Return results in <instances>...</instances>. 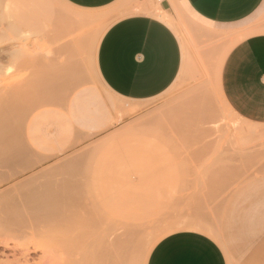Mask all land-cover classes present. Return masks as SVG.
<instances>
[{"label": "rangeland", "instance_id": "1", "mask_svg": "<svg viewBox=\"0 0 264 264\" xmlns=\"http://www.w3.org/2000/svg\"><path fill=\"white\" fill-rule=\"evenodd\" d=\"M3 1L0 129L11 135L0 140V222L9 217V231L26 229L15 243L38 244L33 260L75 264L79 246L97 232L129 226L139 234L132 264H146L158 241L196 223L219 232L228 264H264V128L230 111L218 84L219 63L240 35L190 29L186 16L201 21L182 0H171L189 68L159 96L132 102L107 90L95 58L105 30L136 0L112 4L120 10H110L118 16L107 27L102 10L66 0H42L53 11L46 9L52 16L44 20L31 7L27 13L28 5L9 27ZM22 49L30 53L16 56ZM87 93L93 102L81 100ZM36 125L57 133L65 147L35 140ZM20 248L0 246V257L13 259Z\"/></svg>", "mask_w": 264, "mask_h": 264}, {"label": "crops", "instance_id": "2", "mask_svg": "<svg viewBox=\"0 0 264 264\" xmlns=\"http://www.w3.org/2000/svg\"><path fill=\"white\" fill-rule=\"evenodd\" d=\"M66 1L85 10H120L118 4L112 6L117 0ZM182 1L201 21L197 24L186 16L182 21L186 26L188 22L190 29L199 28L208 35L212 28L240 35L219 63V89L230 111L264 128V0ZM151 3L155 0H136L134 6L126 9L125 16L105 30L97 46L95 64L99 78L111 94L132 102L165 92L183 75L187 63L183 42L181 45L174 30L177 27L170 14L171 0L154 6ZM189 65L188 52L187 70ZM78 72L79 78L83 72ZM84 99L93 102L95 96L87 93L81 96ZM41 130L37 125L31 128L39 143L53 139L51 147L55 150L65 147L57 133L50 136ZM186 226L189 228L158 241L146 264H228L218 243L222 240L219 232L204 224L184 223L180 227Z\"/></svg>", "mask_w": 264, "mask_h": 264}, {"label": "bare ground", "instance_id": "3", "mask_svg": "<svg viewBox=\"0 0 264 264\" xmlns=\"http://www.w3.org/2000/svg\"><path fill=\"white\" fill-rule=\"evenodd\" d=\"M62 1H64V0H62ZM43 2L44 1H42V0H6L5 3L3 1V4H4V8L3 9L5 11L4 13H6L5 15L8 16L9 18L13 19V20H11L12 21L11 24L8 23L9 24L8 26L11 27V26L15 25L14 21L16 19L14 20V18H15V16L17 17V14L19 16V13L22 12L23 14L21 13V15L25 16V14H26L25 12L27 10L31 9V8H32L31 11L33 10L32 11V16L33 15L35 16L34 18H38V19L43 18V20H44V16L43 15L45 14L44 12H45V10L47 8L45 7V10H44ZM30 4H31V6H30ZM70 5L72 6V4H70ZM26 6H28V7H26ZM25 7H26V11H24ZM29 7H31V8H29ZM75 7L77 8V6H75ZM78 9H79V7H78ZM47 10H51V9H47ZM100 12H103V13H99V11H97V13H99L100 15L102 14L103 21L106 22L105 26L109 23V21L111 19H113L115 17V16H110V14H109L110 12L109 11H100ZM27 13H29V12L27 11ZM46 13L49 14L50 12H46ZM48 16H52V14L51 15H47V16L45 14V18L50 19V17L48 18ZM26 17H27V15H26ZM26 17H24V18H26ZM88 19H89V17H88ZM9 27H8V29H9ZM57 30H58V32H61V28L58 27ZM9 32H10V30H9ZM4 33H7V32H4ZM62 33H63V31H62ZM71 36L73 38V35H71ZM1 37H2V35H1ZM66 37H67V34H66V36H63L60 39L61 41L63 39L60 47L64 48V49H65V47H67L66 45H68V44H64L65 41H66L65 40ZM67 39H68V37H67ZM60 40H59V42H61ZM58 49H60V48H58ZM62 51H63V49H62ZM29 53L30 52L28 50L22 49L16 54V56H18V57L20 55H25L26 56ZM59 53H60V55H63V54H61L62 52H59ZM12 56H14V55L12 54ZM14 58L16 59V57H14ZM64 61H66V60H64ZM64 61L61 62V60H60V64H62ZM187 63H188V60H187ZM187 63H186L185 69L187 67ZM63 79H64V77H63ZM10 135H11V132L9 131V129H7L6 127L2 126V128L0 129V140L3 141L5 139H7ZM3 149H5V147H2V149H1L3 151L2 153H4V151H5ZM0 213H1V211H0ZM3 220H4L3 222H0L1 224H4V225H0V226H2V229H0V246H4L6 249L13 248L14 250H17L16 248L19 245L21 247L20 248L21 251L18 252L19 256L15 254V257L13 259H9L8 256L6 258H1L0 257V264H62L60 262L53 261L49 257H44V256L40 257L37 260H33L30 257L29 254L32 253V252L37 251L38 248H39V245L35 244L31 248V246L29 245L28 242H24L22 244H16L15 240L18 237L19 238L20 237H25L27 235L26 229H19L18 230L19 233H14V230L9 231V227H12L9 224V222L5 224V222H7V220H9V217H8L7 220L4 217ZM23 227H25V226H20V228H23ZM32 227H34V225H32L30 228H32ZM138 237H139V234H138L137 230L135 228H133V227L118 226V227L113 228V229L104 228L102 234H100L99 232L96 233V236H95V238H94V240L92 242H90L88 244H82L81 246H79L80 255H79L78 259H76L75 264H132V259H133L132 252H133V249H134V247H135V245L137 243ZM151 246H152V243L147 241L146 245H145V251H144L145 254H146L145 256H147V254L150 252Z\"/></svg>", "mask_w": 264, "mask_h": 264}, {"label": "built area", "instance_id": "4", "mask_svg": "<svg viewBox=\"0 0 264 264\" xmlns=\"http://www.w3.org/2000/svg\"><path fill=\"white\" fill-rule=\"evenodd\" d=\"M157 2H161L162 0H156Z\"/></svg>", "mask_w": 264, "mask_h": 264}]
</instances>
